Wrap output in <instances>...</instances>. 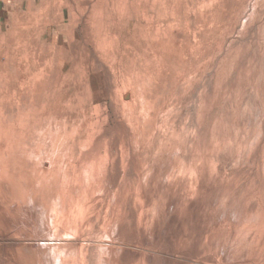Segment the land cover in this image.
Listing matches in <instances>:
<instances>
[{"label": "rangeland", "instance_id": "1", "mask_svg": "<svg viewBox=\"0 0 264 264\" xmlns=\"http://www.w3.org/2000/svg\"><path fill=\"white\" fill-rule=\"evenodd\" d=\"M63 2L0 17V264H264V0Z\"/></svg>", "mask_w": 264, "mask_h": 264}, {"label": "crops", "instance_id": "2", "mask_svg": "<svg viewBox=\"0 0 264 264\" xmlns=\"http://www.w3.org/2000/svg\"><path fill=\"white\" fill-rule=\"evenodd\" d=\"M67 5H69V3L63 2V0H0V17H2L5 13H8V11L14 10V8H55ZM59 20L64 21L65 19L62 17Z\"/></svg>", "mask_w": 264, "mask_h": 264}]
</instances>
